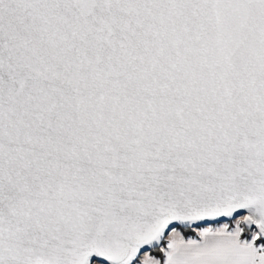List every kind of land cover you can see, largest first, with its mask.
Listing matches in <instances>:
<instances>
[{
  "label": "snow or ice",
  "instance_id": "snow-or-ice-1",
  "mask_svg": "<svg viewBox=\"0 0 264 264\" xmlns=\"http://www.w3.org/2000/svg\"><path fill=\"white\" fill-rule=\"evenodd\" d=\"M0 264H264V0H0Z\"/></svg>",
  "mask_w": 264,
  "mask_h": 264
}]
</instances>
